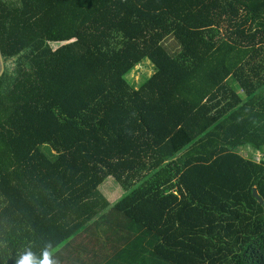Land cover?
Segmentation results:
<instances>
[{
    "label": "trees",
    "instance_id": "1",
    "mask_svg": "<svg viewBox=\"0 0 264 264\" xmlns=\"http://www.w3.org/2000/svg\"><path fill=\"white\" fill-rule=\"evenodd\" d=\"M0 54V264H264V0H0Z\"/></svg>",
    "mask_w": 264,
    "mask_h": 264
},
{
    "label": "rangeland",
    "instance_id": "2",
    "mask_svg": "<svg viewBox=\"0 0 264 264\" xmlns=\"http://www.w3.org/2000/svg\"><path fill=\"white\" fill-rule=\"evenodd\" d=\"M58 44L59 42L56 41L50 42L51 46H56ZM163 45L171 54L176 53V51L179 48L177 41L171 35L163 39ZM12 62L13 60L10 61V63ZM153 71H154L153 63L148 58H145L141 62L134 65V67L126 74V78L131 83H133L135 87H137L139 83ZM247 151L248 149L246 148L239 149V152L243 155H248ZM259 155L260 153L256 151L253 155V158L257 159ZM102 189L110 199L116 198L121 190L111 176H109L107 181L103 184Z\"/></svg>",
    "mask_w": 264,
    "mask_h": 264
},
{
    "label": "clouds",
    "instance_id": "3",
    "mask_svg": "<svg viewBox=\"0 0 264 264\" xmlns=\"http://www.w3.org/2000/svg\"><path fill=\"white\" fill-rule=\"evenodd\" d=\"M15 264H56L50 252L45 250L39 259L33 258L32 254L26 253Z\"/></svg>",
    "mask_w": 264,
    "mask_h": 264
},
{
    "label": "crops",
    "instance_id": "4",
    "mask_svg": "<svg viewBox=\"0 0 264 264\" xmlns=\"http://www.w3.org/2000/svg\"><path fill=\"white\" fill-rule=\"evenodd\" d=\"M121 193V192H120ZM119 193V194H120ZM108 196V195H107ZM119 196V195H118ZM117 196V197H118ZM116 197V198H117ZM116 198H113V199H110L109 198V200L110 201H113V200H115ZM83 240H82V244H83V246L85 245L86 246V248H85V253L86 252H88L89 253V251L90 250H93V248H95V242H96V240H95V238H93V239H85V238H82ZM75 241H77V240H75ZM81 247V246H80ZM84 253V254H85ZM82 255H83V253H82ZM89 263L88 264H111V263H109V261H111L110 259H107V260H101V259H99V258H94V259H90V260H87ZM59 263V262H58ZM121 262H117V263H113V264H120Z\"/></svg>",
    "mask_w": 264,
    "mask_h": 264
},
{
    "label": "water",
    "instance_id": "5",
    "mask_svg": "<svg viewBox=\"0 0 264 264\" xmlns=\"http://www.w3.org/2000/svg\"><path fill=\"white\" fill-rule=\"evenodd\" d=\"M0 59L2 60V56H1V54H0ZM2 68H3V67H1V69H0V74H1V72H2ZM262 158L264 159V156H263ZM252 194H255L254 188H252Z\"/></svg>",
    "mask_w": 264,
    "mask_h": 264
}]
</instances>
